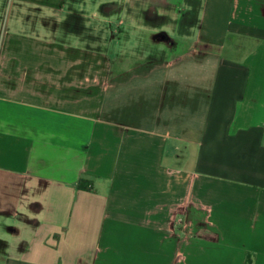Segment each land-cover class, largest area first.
Returning <instances> with one entry per match:
<instances>
[{"label":"crops","instance_id":"obj_1","mask_svg":"<svg viewBox=\"0 0 264 264\" xmlns=\"http://www.w3.org/2000/svg\"><path fill=\"white\" fill-rule=\"evenodd\" d=\"M15 2L48 36L1 39L0 264H264V0ZM118 11L158 59L88 45Z\"/></svg>","mask_w":264,"mask_h":264},{"label":"rangeland","instance_id":"obj_2","mask_svg":"<svg viewBox=\"0 0 264 264\" xmlns=\"http://www.w3.org/2000/svg\"><path fill=\"white\" fill-rule=\"evenodd\" d=\"M18 10L19 11H17V2H15V0H0V45L4 31L6 34L20 32L25 35H38L42 39L48 36L46 30H44L38 20L34 18L35 12H33V14L27 11H21L20 8H18ZM136 15L138 16V13H136ZM118 20H121L122 24L115 29V39L109 40V37L112 36V29L108 27L107 22L116 23ZM85 24L89 39L94 38L95 40V38H98L99 41L100 39L104 40V44L89 43L88 45L93 47L97 46L105 50L110 62V67L114 73L120 71L128 72L135 64L137 56L141 57L144 61L158 59L160 56V54L156 52V50L162 49L160 44H152L148 40H137L140 31L133 27L132 21L126 12L118 11L110 13L109 17H107L104 22L100 20L92 22V19L88 18ZM175 36H177V34H175ZM52 37L56 38V40L66 42V44H75L74 41L76 40V37L66 33H55ZM182 47H184V43L177 42L174 49L168 51L167 54H176L181 51ZM4 235L5 234L0 228V255L2 251V241L5 240ZM184 243L185 246L188 247L189 240L185 239ZM178 258L179 260L182 259L181 256ZM184 259H187L186 253H184ZM174 260L175 263H177V256L174 257Z\"/></svg>","mask_w":264,"mask_h":264},{"label":"flooded vegetation","instance_id":"obj_3","mask_svg":"<svg viewBox=\"0 0 264 264\" xmlns=\"http://www.w3.org/2000/svg\"><path fill=\"white\" fill-rule=\"evenodd\" d=\"M151 39L154 42H162V43H164L166 45H168L169 44V41H170L169 38L166 35H164V34H158V33L154 34L151 37Z\"/></svg>","mask_w":264,"mask_h":264}]
</instances>
